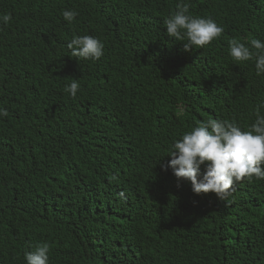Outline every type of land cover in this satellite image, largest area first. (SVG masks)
I'll return each mask as SVG.
<instances>
[{
    "label": "trees",
    "instance_id": "16d2710c",
    "mask_svg": "<svg viewBox=\"0 0 264 264\" xmlns=\"http://www.w3.org/2000/svg\"><path fill=\"white\" fill-rule=\"evenodd\" d=\"M178 4L222 35L184 51L165 35ZM5 14L0 264H27L41 243L48 264H264V180L234 181L222 201L167 168L198 124H255L264 73L233 61L229 41L264 44V0H0ZM83 36L100 60L72 57Z\"/></svg>",
    "mask_w": 264,
    "mask_h": 264
},
{
    "label": "clouds",
    "instance_id": "9594fccd",
    "mask_svg": "<svg viewBox=\"0 0 264 264\" xmlns=\"http://www.w3.org/2000/svg\"><path fill=\"white\" fill-rule=\"evenodd\" d=\"M189 6L178 4L177 10L165 21L166 36L175 41L187 40L184 51L192 48L203 49L219 38L224 29L211 19L193 18L188 15ZM65 21L71 23L77 16L74 11L63 12ZM11 15L0 17V22L7 25ZM251 49L236 39L229 41V55L237 64L255 62L256 75L264 73V44L251 40ZM72 57L77 60L96 62L104 54L103 44L91 37H74L67 45ZM254 50V51H253ZM64 91L75 99L79 83L73 81ZM256 109L257 119L248 131L242 132L232 122L209 119L200 123L191 132L173 145L168 155L171 157L167 168H171L178 181H188L194 194L214 193L224 201L233 188L234 181L247 178L264 180V116ZM6 110L0 109V116L6 117ZM207 165L203 178L198 182L200 167ZM167 170V169H162ZM115 179V178H113ZM50 246L37 244L34 251L25 254L27 264H48Z\"/></svg>",
    "mask_w": 264,
    "mask_h": 264
}]
</instances>
